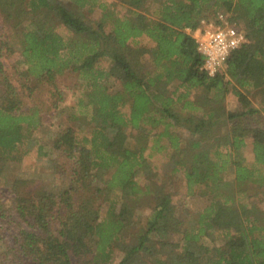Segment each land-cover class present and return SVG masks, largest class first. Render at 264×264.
Returning a JSON list of instances; mask_svg holds the SVG:
<instances>
[{
	"label": "trees",
	"instance_id": "obj_1",
	"mask_svg": "<svg viewBox=\"0 0 264 264\" xmlns=\"http://www.w3.org/2000/svg\"><path fill=\"white\" fill-rule=\"evenodd\" d=\"M122 2L119 16L99 0H0V27L21 28L26 65L11 76L1 60L9 41L0 40V175L9 161H23L42 119L62 112L57 77L71 71L84 80L56 138L64 157L36 148L37 165L74 187L57 193L18 178L0 189V257L5 264H110L119 252L117 264H264V209L249 193L264 187V129L250 138L252 158L239 156L247 145L240 118L264 112V0ZM95 7L94 26L83 9ZM219 12L247 41L209 76L186 28ZM53 22L71 36L55 33ZM142 36L151 44L137 45ZM195 88L206 93L190 97ZM229 92L241 112L226 110ZM155 154L179 189L159 182ZM181 191L190 205L175 201Z\"/></svg>",
	"mask_w": 264,
	"mask_h": 264
},
{
	"label": "rangeland",
	"instance_id": "obj_2",
	"mask_svg": "<svg viewBox=\"0 0 264 264\" xmlns=\"http://www.w3.org/2000/svg\"><path fill=\"white\" fill-rule=\"evenodd\" d=\"M103 3H106L107 6H112L115 10L117 15L123 16L126 13V6L123 4L122 0H99ZM152 0H147L146 5L147 7L151 6ZM86 17L92 22L95 26L96 22L101 16V10L98 7H95L93 10L88 11L86 8L83 9ZM230 16V14H229ZM52 29L55 33L67 37L71 36L70 32L64 28L63 26L52 23ZM21 28L18 29H11L5 28L2 29L0 27V40H8V51L4 50V55L2 56L1 60L3 66L7 69L8 73L11 76H15V69H24L26 65L21 62V51H22V43H21ZM137 45L139 46H148L151 42L145 37H138L137 38ZM129 44L132 45L133 42L130 40ZM101 65L105 66L106 63L103 62ZM151 68V64H148ZM15 81V80H14ZM174 83L170 85L168 88L170 91L174 89ZM56 87L61 94L62 100L60 102V106L62 112L57 114L55 112H50L51 115L46 116L42 119V123L38 125L36 129L32 131V139L26 145L29 149V153L24 157L22 162H14L9 161L5 168L3 169L0 175V189H7L11 186L12 182L15 179L23 178V179H34L42 182L44 187L47 190L53 192H71L74 183L65 176H60L57 174L52 173L51 171H46L44 168L40 167L36 163V148L38 144L49 146L50 148V156L56 157L61 159L64 157L62 149L58 148L56 145V138L57 136L62 133L66 128V114L68 113L69 108L75 106L77 98L84 92V80L82 77H79L76 73L71 71H65L64 73L60 74L56 80ZM113 88H119L120 85L118 83L112 84ZM206 91L201 88L193 89L190 97H196L199 95H204ZM252 103L256 106H260L259 102H257L254 98H251ZM223 104L227 111L230 112H241L243 107L241 106L237 97L232 93L229 92L224 100ZM241 123L247 129L246 135V142L247 145L239 151V156L244 157L246 159H251L252 154L250 151V138L253 134L258 132L261 129H264V112H259L254 115H245L240 118ZM176 133L181 136H187L188 133L182 126L175 127L174 129ZM133 134L130 133L127 142L131 143L133 141ZM160 155L155 154L153 157L150 158L151 162H154L158 165L157 170L155 172L156 177L159 179V182L165 186L167 190H177L180 187V183L176 180L175 177L171 176L166 169L161 166L160 163ZM181 189V188H180ZM252 194V200H254L257 205L264 209V187H261L257 190L255 194L254 191H249ZM186 200V205H190V200L185 197V194L179 192L175 196V201ZM108 202L105 201L104 209L106 208ZM149 208H143L142 212V220L149 216ZM6 240L11 243L12 242V231H7ZM208 239L204 240L205 243H208ZM2 249V245L0 246V252ZM120 258V253L117 252L113 259L111 260L110 264H117ZM0 264H5V261L0 257Z\"/></svg>",
	"mask_w": 264,
	"mask_h": 264
},
{
	"label": "built area",
	"instance_id": "obj_3",
	"mask_svg": "<svg viewBox=\"0 0 264 264\" xmlns=\"http://www.w3.org/2000/svg\"><path fill=\"white\" fill-rule=\"evenodd\" d=\"M186 31L197 43L203 57L200 70L209 76L224 70L230 53L247 41L244 29L230 20L227 13L219 12L214 18H204L195 29Z\"/></svg>",
	"mask_w": 264,
	"mask_h": 264
}]
</instances>
